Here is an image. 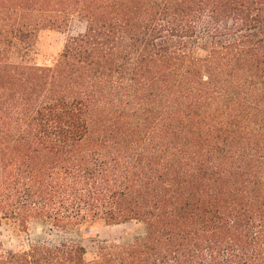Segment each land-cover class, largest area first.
<instances>
[{"label": "trees", "instance_id": "1", "mask_svg": "<svg viewBox=\"0 0 264 264\" xmlns=\"http://www.w3.org/2000/svg\"><path fill=\"white\" fill-rule=\"evenodd\" d=\"M31 221L137 232L0 264H264V0H0V226Z\"/></svg>", "mask_w": 264, "mask_h": 264}, {"label": "rangeland", "instance_id": "2", "mask_svg": "<svg viewBox=\"0 0 264 264\" xmlns=\"http://www.w3.org/2000/svg\"><path fill=\"white\" fill-rule=\"evenodd\" d=\"M84 27L83 22L75 19L66 33L50 30L39 32L35 45L27 56V62L39 67H52L57 61L66 39L82 33ZM136 232V228L130 224L118 226L83 224L71 236L63 237L54 232L49 233L43 223L31 221L25 229L16 223L2 224L0 226V243L4 248L18 250L25 248L29 243L57 244L68 238L83 245L86 249V259L91 260L95 250L93 241H130Z\"/></svg>", "mask_w": 264, "mask_h": 264}]
</instances>
